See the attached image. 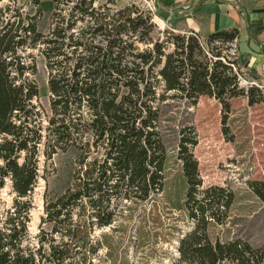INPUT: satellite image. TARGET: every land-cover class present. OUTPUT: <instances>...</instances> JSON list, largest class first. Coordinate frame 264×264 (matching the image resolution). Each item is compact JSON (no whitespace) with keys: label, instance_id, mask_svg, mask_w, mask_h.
<instances>
[{"label":"trees","instance_id":"trees-1","mask_svg":"<svg viewBox=\"0 0 264 264\" xmlns=\"http://www.w3.org/2000/svg\"><path fill=\"white\" fill-rule=\"evenodd\" d=\"M52 2L43 33L41 0H0V189L9 182L12 194L0 218V264H93L102 245L92 237L94 229L134 215L142 240L149 224L157 227L156 207L141 206L163 190L173 131L164 122L174 119L168 108L208 96L221 105L224 121L233 99L264 105V85L240 86L237 53H229L235 30L201 38L165 29L153 37L152 12L134 4ZM38 55L48 72V111L38 103L32 77ZM174 133L172 148L188 185L184 210L193 227L167 264H262L264 250L211 235L212 223L227 216L233 194L219 186L198 190L195 131L185 126ZM59 153L73 158L71 178L54 198L45 188L32 235V194L46 171L41 155L46 166ZM249 188L264 206V180ZM46 223L48 231L41 227ZM102 240L105 264L113 248L107 234Z\"/></svg>","mask_w":264,"mask_h":264},{"label":"rangeland","instance_id":"rangeland-1","mask_svg":"<svg viewBox=\"0 0 264 264\" xmlns=\"http://www.w3.org/2000/svg\"><path fill=\"white\" fill-rule=\"evenodd\" d=\"M108 0H96L102 4ZM109 4L116 8L134 4L144 11H151L147 5L151 0H111ZM43 16L38 22L39 31L46 33L50 14L53 10L52 0H41ZM153 14V23L156 26L153 37H162V32L170 27L164 25ZM160 32L159 34L156 32ZM141 46V44H140ZM36 72L32 76L38 87V103L48 111L49 91L47 88V69L42 56L35 59ZM246 81L247 83H245ZM252 82V83H250ZM249 85L263 87L264 83L242 76L240 86ZM174 112V114H173ZM173 114L172 122H164L173 129L167 136V144L171 146L164 169V186L160 194L152 195L141 207H156L158 215L157 227L151 224L147 227L148 233L140 241L136 227L137 215L131 219L117 218L110 227L95 228L92 237L102 242L98 248L93 264H102L107 248L102 240V234L108 235L111 243L112 259L105 264H118L122 260L125 264H167L178 255V240L184 233L191 230L193 221L184 210L186 179L183 176L180 160L176 158V150L172 148L175 143L174 131L192 126L197 144L192 147L193 157L197 161V176L195 180L201 182L198 190L209 186L223 187L232 192V203L221 222H213L210 228L211 235L217 236L221 241L239 239L250 245L252 249L264 250V206L254 196L249 183L254 180H264V105L249 106L244 97L233 99L229 112L223 121L221 105L214 98L201 96L196 104L168 108L167 116ZM172 116V115H171ZM169 132V129L168 131ZM73 158L71 154H57L46 164H43L41 155V168H46L43 177L32 194L33 207L31 220L28 225L30 234L38 232L39 216L42 213L43 193L47 188V197L54 198L66 189L72 174ZM200 195L198 194V197ZM12 194L10 183L6 182L0 189V218L4 208L11 205ZM169 226L172 228L169 229ZM49 230L50 224L41 226ZM122 229H119V228ZM223 264H236L223 262Z\"/></svg>","mask_w":264,"mask_h":264},{"label":"crops","instance_id":"crops-1","mask_svg":"<svg viewBox=\"0 0 264 264\" xmlns=\"http://www.w3.org/2000/svg\"><path fill=\"white\" fill-rule=\"evenodd\" d=\"M151 1L157 18L176 33L194 32L206 38L235 30L241 72L264 83V0Z\"/></svg>","mask_w":264,"mask_h":264},{"label":"built area","instance_id":"built-area-1","mask_svg":"<svg viewBox=\"0 0 264 264\" xmlns=\"http://www.w3.org/2000/svg\"><path fill=\"white\" fill-rule=\"evenodd\" d=\"M147 5H148L149 9L151 11H153V4L150 5L149 3H147ZM229 45H230L229 53L232 54V55L236 54L237 53L236 40L233 39V41ZM239 79L242 80V77L239 76ZM244 82L247 83L246 81H244ZM250 83H252V82H250Z\"/></svg>","mask_w":264,"mask_h":264}]
</instances>
